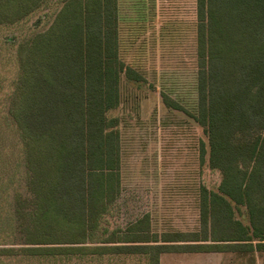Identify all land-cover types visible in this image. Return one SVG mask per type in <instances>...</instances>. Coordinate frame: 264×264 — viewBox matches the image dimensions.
Here are the masks:
<instances>
[{
	"label": "trees",
	"instance_id": "16d2710c",
	"mask_svg": "<svg viewBox=\"0 0 264 264\" xmlns=\"http://www.w3.org/2000/svg\"><path fill=\"white\" fill-rule=\"evenodd\" d=\"M37 4L0 0V26ZM196 5L197 110L168 95L164 102L203 127L209 165L222 174L217 191L200 188L199 229L159 233L148 213L125 230L103 225L122 192L119 119L109 113L120 104L121 75L137 83L145 76L121 56L119 0H66L21 53L10 108L34 207L25 251L101 239L112 253L160 264L170 252L264 250V0ZM242 207L248 224L236 218Z\"/></svg>",
	"mask_w": 264,
	"mask_h": 264
},
{
	"label": "rangeland",
	"instance_id": "374dc122",
	"mask_svg": "<svg viewBox=\"0 0 264 264\" xmlns=\"http://www.w3.org/2000/svg\"><path fill=\"white\" fill-rule=\"evenodd\" d=\"M65 1L38 0L25 17L0 26V264H152L149 255L112 253L111 243L101 239L24 250L31 246L24 240L34 207L24 145L10 108L21 53L55 23ZM196 6V0H120L121 56L145 81L136 84L122 74L120 104L109 113L119 119L122 177V192L103 223L110 230H125L147 213L153 231L198 230L200 188L217 191L221 183V172L209 165L203 127L164 102L168 95L197 110ZM17 212L24 219H16ZM236 218L249 223L244 207ZM160 264H264V250L170 252L161 255Z\"/></svg>",
	"mask_w": 264,
	"mask_h": 264
},
{
	"label": "crops",
	"instance_id": "0c3cea01",
	"mask_svg": "<svg viewBox=\"0 0 264 264\" xmlns=\"http://www.w3.org/2000/svg\"><path fill=\"white\" fill-rule=\"evenodd\" d=\"M119 8H120V0H119ZM120 27H121V29L123 28V22H122V19H120ZM129 33V35H130V32H128ZM121 34H122V31H121ZM127 41H131V36L128 38V40ZM123 44H124V42L122 41V43H121V45H122V47H123ZM130 45H132V43L130 42ZM128 46V45H127ZM128 80V79H127ZM131 82H133V81H131ZM133 83H136V84H140V83H137V82H133ZM121 97V96H120Z\"/></svg>",
	"mask_w": 264,
	"mask_h": 264
}]
</instances>
